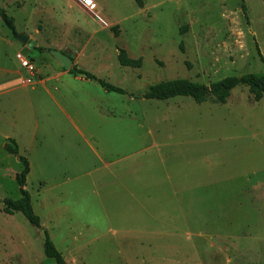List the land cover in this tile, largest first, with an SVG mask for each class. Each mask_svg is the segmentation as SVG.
<instances>
[{
  "label": "rangeland",
  "instance_id": "obj_1",
  "mask_svg": "<svg viewBox=\"0 0 264 264\" xmlns=\"http://www.w3.org/2000/svg\"><path fill=\"white\" fill-rule=\"evenodd\" d=\"M16 6L20 30L125 93L103 97L111 126L76 87L61 90L69 118L42 95L22 106L15 135L40 225L2 211L3 197L21 195L22 164L0 145V264H56L44 229L67 264H264V93L255 101L239 84L223 103L140 97L163 80L264 73V0H16L6 13ZM119 48L141 66L121 65ZM36 122L48 135L33 141ZM142 186L171 218L129 214L138 206L126 189Z\"/></svg>",
  "mask_w": 264,
  "mask_h": 264
},
{
  "label": "crops",
  "instance_id": "obj_2",
  "mask_svg": "<svg viewBox=\"0 0 264 264\" xmlns=\"http://www.w3.org/2000/svg\"><path fill=\"white\" fill-rule=\"evenodd\" d=\"M14 1L16 0H0V9L5 10L6 12V7H11ZM42 5L46 6L45 4ZM19 9L20 7L16 6L15 16L12 15L11 17L14 20V25L16 30L18 31V35L26 34L28 36L27 43L20 42L18 40V36L14 37L8 27L7 28L9 29V32L7 30H3V21L0 16V145L3 147V149L5 150V142L9 138H12L17 143L18 149L21 150L19 148L18 140L15 135L21 117V109L22 106H29L32 108L33 101L36 97L42 95L50 98L55 102L60 111L69 118V116L65 112L64 107V102L66 103V106H68L69 101L68 98L64 96L65 92L61 90H67L71 87H76L81 89L83 92H86L92 98V100H94L96 109H98L101 114H105V118L107 119L108 124L111 126V107L109 105V102L108 105L106 104V102H104L103 98L107 94L106 91L109 90L103 88L96 80L85 78L81 74L73 75L68 71L69 69L63 68L50 53V49H56L62 52L63 54L68 55L72 59V63L70 65L71 67L73 64V58L69 54H67L63 49L54 46L53 44H49L50 42H43L42 44H40L36 40L39 38H33L29 30H20L17 26L16 21L17 17L19 18L22 16V14H20L21 12L19 11ZM33 9L37 8L35 7ZM34 15L35 14L33 13H30L28 15L29 25L27 27L29 28H33L34 26ZM35 30L37 31L36 28ZM34 50L39 53L40 59L44 61L45 69L42 70L39 65H36L37 67L35 66V72L33 73V76H31L32 82L25 83L24 79L29 77L30 74L24 68L21 67L19 60L16 58V53L20 52L25 58L33 62L30 59V56L34 57ZM75 62L77 63L78 61L76 60ZM76 67H79V65H76ZM91 81H95L96 83H98L103 90L95 88L96 86L90 89L89 87L92 85ZM57 96H59V99ZM72 124L74 125L76 130L84 136V132L79 128V125H77L76 122L73 120ZM57 126V132H60V134H65L67 132V129L63 130L62 123ZM27 130L30 136L32 137L31 139L33 141L36 140L37 135H40L41 137L44 133L48 135V132L46 130H44L43 128H39V124L37 122L34 123V125H32L31 127L28 126ZM98 135L100 137V134ZM7 153L8 157H10V155L12 157L15 156L16 159L20 161L18 155H13L9 152ZM102 163H104V166H109V163L105 161ZM126 190L127 192H130L129 194L132 198H134V205L138 206L136 209H134L135 213L133 211L129 212L130 215L135 216L136 214H138L142 218L146 217L149 214H156L161 217H165L167 215L168 217H170L166 211L155 209V207L159 208L161 206H164V200L159 201V199H151L148 197L147 193H144L143 195L137 193L140 190L148 192L150 190L148 186H142L140 189H138L137 187H130ZM124 214H127V212H125Z\"/></svg>",
  "mask_w": 264,
  "mask_h": 264
},
{
  "label": "trees",
  "instance_id": "obj_3",
  "mask_svg": "<svg viewBox=\"0 0 264 264\" xmlns=\"http://www.w3.org/2000/svg\"><path fill=\"white\" fill-rule=\"evenodd\" d=\"M0 16L4 24L10 29L12 35L17 37L18 31L15 28L13 18L3 9H0ZM112 28L117 31L116 25L112 26ZM117 58L121 65L131 67H140L142 62L140 57H130L123 48H119ZM68 71L73 75L81 74L85 78L96 80L106 90L125 93L123 88L110 84L83 68L72 65ZM239 84L246 85L253 99L258 101L262 98L264 93V73H245L241 76H225L209 84L194 82L186 78L163 80L149 85L148 88L140 94V97L145 99L167 100L177 96H186L191 97L196 102H201L209 98L215 102L223 103L230 95L231 90ZM4 148L7 152L19 156L22 167L15 174V179L19 185L21 195L17 199L4 197L2 199V211L6 214L21 212L31 224L38 226L40 225V219L33 210L31 195L25 188L26 177L29 172L28 159L26 156L19 154L18 145L12 138H9L5 142ZM42 245L44 254L47 257L53 258L56 264H67L62 254L55 248L45 229Z\"/></svg>",
  "mask_w": 264,
  "mask_h": 264
},
{
  "label": "water",
  "instance_id": "obj_4",
  "mask_svg": "<svg viewBox=\"0 0 264 264\" xmlns=\"http://www.w3.org/2000/svg\"><path fill=\"white\" fill-rule=\"evenodd\" d=\"M18 40L22 43H27L28 36L26 34H19ZM50 53L53 55V57L59 62V64L63 68L69 69L72 63V59L68 55L63 54L62 52L56 49H50Z\"/></svg>",
  "mask_w": 264,
  "mask_h": 264
},
{
  "label": "built area",
  "instance_id": "obj_5",
  "mask_svg": "<svg viewBox=\"0 0 264 264\" xmlns=\"http://www.w3.org/2000/svg\"><path fill=\"white\" fill-rule=\"evenodd\" d=\"M16 58L19 60L21 67L24 68L30 74L29 77L24 79V82L31 83V76H33V73L35 72V65L29 59L25 58L20 52L16 53Z\"/></svg>",
  "mask_w": 264,
  "mask_h": 264
}]
</instances>
